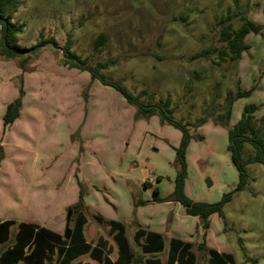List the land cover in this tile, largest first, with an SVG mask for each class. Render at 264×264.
<instances>
[{
    "label": "rangeland",
    "instance_id": "rangeland-1",
    "mask_svg": "<svg viewBox=\"0 0 264 264\" xmlns=\"http://www.w3.org/2000/svg\"><path fill=\"white\" fill-rule=\"evenodd\" d=\"M18 2L12 21L25 25L18 35L19 45L28 49L40 43L42 46L35 52H24L19 58L0 57V108L13 99L9 89L12 76L17 87L25 81L24 87H28L25 103L30 105L29 109L42 112L44 119L38 117L36 130L41 131H35L36 137L24 139L18 131L19 125L11 132L8 129L12 127L4 130L0 115V139L5 136L19 139L35 150L51 144L50 139H39L49 135L55 139H71L80 146L82 139H95L92 144L105 159L101 172L124 167V161L131 160L136 168L125 169L124 173L150 176L146 183L153 186L156 184L154 173L173 174L179 170L178 148L184 132L162 122L160 116L139 114L138 107L129 103L116 88L105 86L90 71L67 65L64 51L71 40L72 51L83 61L98 68L97 72L107 79L121 81L141 102L159 104L161 100L171 99L174 119L188 124L191 136L186 154L189 197L215 203L221 202L225 194H231V200L223 205V216L216 213L212 217L209 232L204 224L201 228H194L192 221L184 225L180 214H177L176 229L193 230L194 243L232 253L236 264H251L247 257L264 264V165L249 162L247 183L237 189L239 170L232 162L228 147L229 131L242 117L246 106L258 107L254 114L257 124L264 116V0ZM241 14L262 27L259 34L247 35L249 49L243 52L242 58L232 61L227 57L222 61L219 52L200 55L206 49L225 46L221 30L228 21H221L230 17L238 29L242 24ZM102 34L106 40L96 48L95 43ZM26 56H30L29 63L21 66ZM239 90L251 94L231 104L230 95ZM39 97L42 106L33 104ZM85 123L88 126L84 129ZM23 125L26 127L28 123ZM122 144L128 151L119 158ZM254 153L253 145L245 143L243 160L248 161ZM18 159L19 154L8 153L5 167H12L9 173L18 170ZM75 163H79L77 159L71 160L70 168H78ZM65 178L56 188H60ZM9 184L14 188L12 182ZM174 184L168 179L160 181L162 195L173 193ZM26 186L14 196L0 200V214L28 212L18 200L26 198ZM110 195L116 200L117 208L102 202L101 213L126 221L127 233L133 232L127 221L133 210L132 193L125 189L122 197H116L115 192ZM99 233H108L106 224L100 227ZM197 255V264H208L206 249H197Z\"/></svg>",
    "mask_w": 264,
    "mask_h": 264
},
{
    "label": "crops",
    "instance_id": "crops-1",
    "mask_svg": "<svg viewBox=\"0 0 264 264\" xmlns=\"http://www.w3.org/2000/svg\"><path fill=\"white\" fill-rule=\"evenodd\" d=\"M18 73L21 74L19 68ZM9 83L13 99L9 100L3 108H0L3 127L7 105L19 96L21 87L26 85L24 81V84L21 83L22 85L17 87L12 81V76H10ZM26 88L28 87L26 86ZM26 88L24 87L25 97L20 117L10 126L12 128L8 129V131H13V128L19 125L20 136L24 139H32L36 137L35 131H41V129L36 130L38 117L40 119H44V117L42 112L29 109L30 105L25 103L28 96ZM33 104L42 106L40 97ZM27 123L28 126L24 127L23 124ZM87 124L85 123L84 129L88 126ZM51 137V135L47 138L40 137L39 139H50L48 143L51 144H46L36 150L26 147L19 142V139H7L6 136L5 139H0V155L4 158V160L0 161V194H3L0 196V200H4L10 195L14 196L22 190L23 185L27 184L24 187L26 198L24 201L19 198L18 200L24 203V206L28 209V212H24V215L9 213L8 211L0 214V222H15L10 227L8 240L0 243V264H25V259L22 257L32 252L33 245L32 248L27 246L24 249L23 256H21L22 252L15 249L21 222L36 227V230L47 228L60 234L65 239L64 235L67 225L73 229L76 223L75 215L70 217V221H67V216L68 208L74 206L81 199L80 183L84 185L82 196L85 208L83 213L86 216L82 234L85 243L90 244L91 248L88 252L71 261L70 264H105L106 258H109L112 264H169L173 239L182 241L175 264H197V249L207 250L209 255L208 264H211L212 255L210 250L213 248H208L200 242L198 244L194 243L193 230L189 229L184 232L180 230L181 228L176 229L175 226L177 219H179L177 214H180V217L184 220V225H188V222L192 221L194 228H201L202 219L198 216L188 215L184 206L176 201L173 193L162 195V190L158 186V183L162 182L163 179L175 181L178 171L173 174H168L165 171L154 173L155 176H152L156 178L154 186L146 183V179L150 176L147 177L145 174L133 176L131 173L129 175L126 172L124 173L125 169L133 170L136 168L131 164V160H129V163L125 160V163H123V165L125 164L124 167H119L118 169L114 167L111 172L107 173L106 170L103 173L101 172V167L105 159L104 157L102 159V155L98 153V147L96 145L93 146L92 141H95V139H82L83 143L80 146L78 142H73V140L71 142V139H55ZM75 145L76 149L74 148ZM9 147L15 148V150H8ZM79 147H81V150ZM121 149V153H118L119 158H122V153L125 150V154L128 151V148L125 149L123 144ZM9 152L19 154V168L17 171L12 170L11 173H9V170L12 167L10 165L5 167V159L8 157ZM73 159H77L79 162L75 163L78 168H70L71 160ZM46 167L49 169L46 170ZM4 176L7 177L4 178ZM65 176L66 178L60 188H56L57 183ZM127 176H129L128 180L125 179ZM10 182H12L14 188L10 187ZM122 187H125L127 192L132 193L133 210L127 218V221L128 219L130 221L131 229H133L131 233H127L128 226L126 221L109 218L101 213L100 210L102 202L117 208L116 200L112 199L113 197L110 194L115 192L116 197H122L125 190L121 189ZM154 189H158V196L163 201L157 202L154 200L156 195ZM151 191H153V194H151ZM141 201H144L145 204H141ZM214 215L211 216V219ZM105 224L108 227V233H99L100 227ZM206 230L210 231L209 228ZM150 231L160 234L161 237H149ZM207 231L206 238L209 232ZM200 239L201 236L199 241ZM51 243L55 245L54 249L46 250L45 252L46 256L49 255L55 264L59 257L58 249L63 244L62 241H57L56 239L51 241ZM65 247H68V245ZM215 250L222 255L225 254L224 251ZM49 262L50 259L46 258L45 263L48 264Z\"/></svg>",
    "mask_w": 264,
    "mask_h": 264
},
{
    "label": "trees",
    "instance_id": "trees-1",
    "mask_svg": "<svg viewBox=\"0 0 264 264\" xmlns=\"http://www.w3.org/2000/svg\"><path fill=\"white\" fill-rule=\"evenodd\" d=\"M19 6L18 0H0V57L6 59H15L24 56V52H35L42 44H37L32 48H23L18 43V35L24 30L25 25L15 23L12 21L14 13L17 11ZM228 21L227 25H224L221 30V39L226 42L223 47H215L213 49H206L200 55L211 54L212 52H219V57L222 61H225L227 57H230L232 61H239L242 58L244 51L249 49V45L246 43V37L250 33L259 34L262 31L260 24L250 20L247 15L241 14L242 24L238 29H235L231 18L222 19L221 22ZM106 36L100 35L95 43V47L99 48L104 44ZM57 43L54 42V45ZM64 55L66 57L65 63L71 68H78L81 70L90 71L93 78H99L105 86L116 88L123 97L131 104L138 107L139 114L143 116H160L162 122L169 123L174 127L180 128L184 132V138L181 145L178 148V161L180 168L175 178V189L173 195L179 203H181L188 215L198 216L202 219L204 227L209 228L211 216L213 214H219L223 216V205L225 202L231 200V194H225L221 202H206L197 201L189 197L185 191L186 178L188 175L187 165V148L191 140L189 134L188 124L177 121L174 119V109L171 107L172 101L170 98L161 100L159 104H145L135 97L121 81H111L105 76L98 73V68H92L81 57L72 51V41L69 40ZM30 56L24 57L20 62L21 66H25L29 63ZM104 64H101V67ZM22 81H24L22 79ZM250 91L239 90L235 95H230V103L237 98L250 95ZM25 97V90L22 86L20 89L19 96L11 101L7 105V109L4 116V130L10 127L21 114L23 107V100ZM258 107L255 105H248L245 107L242 117L235 124L234 128L229 131V150L233 164L239 170L240 181L237 189H241L247 183V169L246 165L249 162H259L264 165V116L257 124L255 120V112ZM245 143H250L255 149V153L248 161L243 160L242 153ZM2 155H0V160ZM81 186V199L74 206L68 208L67 221H70V217L75 215L76 223L74 228H70L67 225L65 230V239L53 231L47 228H40L36 230V227L30 226L27 223L21 222L19 225V231L17 240L15 243L16 251L22 252L23 256L24 249L28 246L32 248V252L28 255H24L22 258L25 259V264H46L45 259H50L48 264H54L49 255L46 256V250L50 251L54 249L53 243L55 239L62 241L59 247V257L55 264H70L71 261L75 260L78 256L88 252L91 248L90 244L85 243L82 234L83 225L86 222V216L83 213L85 208L83 193L84 185ZM155 197L154 200L157 202L163 201L158 196V189H154ZM141 204H145L141 201ZM14 221L0 222V243L5 242L9 238L10 227L14 224ZM115 225L116 223L113 222ZM123 234V233H122ZM161 237L160 234L150 231L149 237ZM123 238V237H122ZM125 241V239H123ZM68 245V247H65ZM182 245V241L179 239H173L170 255L169 264H175L178 258V250ZM211 264H236L234 255L231 253L220 254L217 250L211 249ZM62 254V255H61ZM247 261L251 264H258V260L255 258L247 257ZM105 264H112L109 258L105 259Z\"/></svg>",
    "mask_w": 264,
    "mask_h": 264
}]
</instances>
